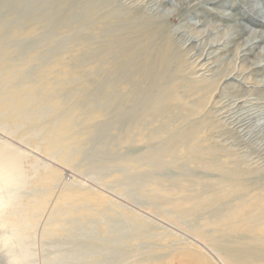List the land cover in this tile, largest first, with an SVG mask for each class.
Masks as SVG:
<instances>
[{
  "label": "rangeland",
  "instance_id": "rangeland-1",
  "mask_svg": "<svg viewBox=\"0 0 264 264\" xmlns=\"http://www.w3.org/2000/svg\"><path fill=\"white\" fill-rule=\"evenodd\" d=\"M166 2L0 0V53L21 64L51 118L76 121L67 158L24 139L31 119L21 142L0 139L26 155L23 199L43 196L45 169L58 175L42 220L60 198L78 206L59 251L84 244L83 264H264V67H248L264 44L245 62L235 53L236 27L263 34L264 12L243 0ZM140 30L150 32L133 63L150 53L147 76L121 58L134 41L115 42ZM159 48L169 57L160 66Z\"/></svg>",
  "mask_w": 264,
  "mask_h": 264
},
{
  "label": "bare ground",
  "instance_id": "bare-ground-1",
  "mask_svg": "<svg viewBox=\"0 0 264 264\" xmlns=\"http://www.w3.org/2000/svg\"><path fill=\"white\" fill-rule=\"evenodd\" d=\"M189 1L191 0H168V2L174 7L184 6ZM168 2H166L165 5ZM243 3L246 6H248L253 11L254 14H259L260 12L261 13L264 12L263 10L262 12L261 9L258 8L260 3L255 0H243ZM263 8L264 7H262V9ZM262 17L264 16L262 15ZM250 21L254 23L256 22V20L254 19H250ZM251 25L253 24L251 23ZM245 27L246 26L244 25H239L236 27L238 29L236 32L237 39L235 46L237 47V49L235 53L237 56L239 55V53H243V57L245 56V59H242L243 60L242 62H245L246 56H250L251 54H254V51L257 48H259L261 44H264V35H263L264 33L262 34L260 32L253 31L252 29L250 28L247 29ZM149 32H150L149 30H140L139 32H133L132 34H125V36L122 39L119 38L115 41L117 43L122 42V45H124L125 47H128L129 42H131L132 40L134 41L132 42L135 43L134 46H129L128 51L127 49L122 51L121 58L127 59L128 60L127 64L129 63L130 67L134 68L140 74L146 76L149 75L151 70H153V68L155 67V64L151 63L150 53H145L144 56H141L142 59L139 64L138 63L134 64L133 61L135 60V58L139 56V53L143 51L142 49L144 47L142 43L143 41L140 42H136V41L139 40V38H141L142 36L147 35ZM20 34L21 31H16L14 36H18ZM245 36L247 38L246 41L243 40V37ZM6 39L4 33L0 30V47L6 46L5 44L7 42ZM255 40L258 41L249 46V44ZM212 42L215 43L214 41ZM156 58L159 66L162 65L164 61L166 60L169 61L168 52L166 51V49L165 50L163 49V51H161L159 48V50L157 51ZM248 67L253 68V70L256 72L258 71V69L264 67V50L263 52L256 54V56L253 58V61H251V63H248ZM122 68H123L122 61L121 63H116L117 70H121ZM21 71H22L21 64L12 63L9 57H7V55L0 53V130L5 132L6 135L8 136H16V137L19 136V142H21V122L25 123L28 122L27 119H31L32 121L29 120L30 122L28 123L29 125L28 129L23 134L24 139H31L33 141H37L36 143L40 141L41 143L44 144V146H46L48 153L58 152L60 154H63L65 158L68 155L72 146L74 145L73 136L75 134V123H76L75 118L71 115L69 116L68 115L69 113L67 114L66 112L64 113L63 116H60L59 118L57 117L51 118V115L49 114L50 112H48L46 106L43 107L41 105L42 107H39L40 106L39 103L43 102L40 92L36 87L28 84L27 73L21 74ZM102 71L108 73L109 69L102 68ZM58 102L54 104L55 107L56 105L58 106L60 105V103L58 104ZM47 117H49L48 120L46 119H45L46 121L42 120ZM0 142H1L0 143V182H3L5 173L7 172L8 167L10 165L15 174L23 176L24 173L22 168V162L26 158L25 153H22L19 147H15V145L3 141L2 138L0 139ZM43 174L44 177L42 178L44 179L46 186H43L44 194L43 196L39 197L40 200L38 198H35L34 200H32V198L31 199L26 198L23 199L25 201H22L23 203L22 212L24 215H26L30 225L29 235H30L31 245H34V243L37 244L35 241L32 240V237L34 236L38 238L40 235L41 238L40 249L44 260L43 263L41 262L42 264H83V260L87 254L83 249L84 244L80 246L79 248L80 250H78V253L77 251H72V250L59 251V248H68L67 245L68 242H64V241H69L68 239H72L71 238L72 236L70 234L72 233L73 230L71 227H69V225H71L76 221L75 216L77 215L78 206L75 207L74 205H72L71 202L67 200L69 199L68 197H66L67 199L60 198L61 202L57 206V209L54 210L52 213H50L47 216L45 222L43 223L42 220L44 216L43 212L48 207L47 205H48V200L50 199V195L53 193L54 189L58 186V184L55 182L56 181L55 176L57 174L54 175V172L46 169ZM67 188L68 186L64 189L65 192L68 190ZM39 225L44 226V229L40 234H37L36 231ZM205 227L208 228L211 227V225L207 224ZM13 235L15 236V239H13V237L8 236L7 233L0 231V264H6L7 261L6 252L8 250L7 249L8 245L14 244L18 251L23 250L24 247L23 240L16 233H14ZM60 237L64 242L62 243V245H58L55 242V239H58ZM199 237H201L200 233H199ZM76 239L78 241L83 242L84 236L80 234L77 236ZM143 258L145 257L143 256ZM157 258L158 257L156 255L154 256L150 255V257H148L147 259L146 258L140 259V256H138L135 262L139 261V263L141 262L144 264L151 261L152 259L156 260Z\"/></svg>",
  "mask_w": 264,
  "mask_h": 264
},
{
  "label": "clouds",
  "instance_id": "clouds-1",
  "mask_svg": "<svg viewBox=\"0 0 264 264\" xmlns=\"http://www.w3.org/2000/svg\"><path fill=\"white\" fill-rule=\"evenodd\" d=\"M26 189L25 178L15 174L10 165L3 182H0V231L13 239H15L13 234H18L24 242V247L18 251L14 244L8 245L6 264H34L36 259L29 235L30 225L22 212Z\"/></svg>",
  "mask_w": 264,
  "mask_h": 264
}]
</instances>
